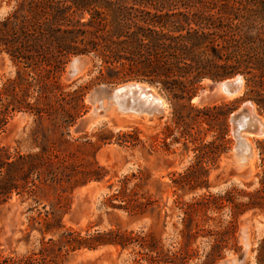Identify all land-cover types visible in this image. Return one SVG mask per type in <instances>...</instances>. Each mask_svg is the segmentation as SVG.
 <instances>
[{
  "label": "rangeland",
  "instance_id": "rangeland-1",
  "mask_svg": "<svg viewBox=\"0 0 264 264\" xmlns=\"http://www.w3.org/2000/svg\"><path fill=\"white\" fill-rule=\"evenodd\" d=\"M15 1L0 0V19ZM221 4L225 3L219 1L218 7ZM228 4L234 10L232 28L242 22L245 34H264V13L257 0ZM183 5L179 2V11H184ZM199 8L196 4L192 11L215 19V10ZM232 17H222L223 29ZM79 56L88 59L84 72L68 77L75 56L59 80L64 95L74 102L53 103L41 120L16 112L0 136L11 152L41 155L38 175L33 176L34 193L14 195L0 207V262L27 264L32 258L38 260L33 264H167L146 258L137 243L87 249L70 242L68 235L79 233L80 239L120 231L148 235L156 251L146 253L152 256L159 251L172 256L188 248L187 264H239L246 243L242 264H264V136L247 135L251 157L243 164L234 151L230 121L248 101L264 118L245 77L235 97L197 102L194 98L210 82L225 80L203 79L188 103L147 79L104 81L107 71L99 59ZM15 74L16 66L0 54V88ZM133 82L154 88L166 102L165 112L119 113L106 94L95 104L88 101L97 88ZM93 109H98V116L86 122ZM122 189L126 198L117 195ZM203 198H210V203L206 210L193 212L199 234L189 244L183 233L185 208Z\"/></svg>",
  "mask_w": 264,
  "mask_h": 264
},
{
  "label": "trees",
  "instance_id": "trees-1",
  "mask_svg": "<svg viewBox=\"0 0 264 264\" xmlns=\"http://www.w3.org/2000/svg\"><path fill=\"white\" fill-rule=\"evenodd\" d=\"M209 1L213 0H193L194 5L191 0H16L15 6L0 19V54H6L16 66L15 77L0 88V136L16 112L41 120L53 110V103L74 102L64 95L59 80L67 63L79 55L99 59L107 71L104 81L147 79L160 83L174 98L188 103L203 79L222 80L241 74L264 113V34H245L242 22L232 28L234 10L228 4L231 0ZM219 1L225 4L218 7ZM179 2L184 3V11L178 10ZM257 3L264 13V0ZM196 4L202 7L198 11L215 10V19L204 18L203 13L196 15L192 11ZM176 9L179 12H174ZM223 16L232 17L226 29ZM40 158L39 153L23 154L18 149L11 152L0 143V207L14 195L34 193L33 176L38 175ZM117 195L126 198L124 189ZM209 203L210 198H203L186 205L183 233L189 244L199 234L193 212L206 210ZM68 235L70 242H78L79 248H126L137 243L152 261L187 264L189 259L188 248L179 249L172 256L161 251L156 256L149 255L146 252L156 250L148 235L133 236L120 231L99 232L80 239L79 233ZM28 261L33 264L38 260Z\"/></svg>",
  "mask_w": 264,
  "mask_h": 264
},
{
  "label": "water",
  "instance_id": "water-1",
  "mask_svg": "<svg viewBox=\"0 0 264 264\" xmlns=\"http://www.w3.org/2000/svg\"><path fill=\"white\" fill-rule=\"evenodd\" d=\"M88 65V59L84 56H77L74 59L71 60L70 65L68 67V77L69 78H75L77 77L81 72H84ZM244 77L243 75H236L235 77L225 79L221 82H210L208 84V88L201 90V92L194 98L197 99V102H206L211 101L213 99V93L216 89H219V91L223 95H230L235 92H237L242 84H243ZM245 82V81H244ZM132 91V94L129 96L128 92ZM104 93L106 95H113V98L115 101L121 103L123 102V99L125 96H129L128 98L131 99L134 105H137L139 107H143V109L151 110L155 109L157 107L158 102L155 101V97H152L150 101L147 100L148 95H150V90L145 89L144 87H140L137 85L136 82L133 83H127L124 85H120L117 87H114L112 89H108L105 86H102L100 88L95 89L90 96L88 97V101L91 102L94 98V93L100 94ZM139 92V93H138ZM138 94V95H137ZM143 96V98H141ZM148 101V102H147ZM252 104L250 101L244 103L240 109L235 111L231 117V125H232V134L235 138V145H234V151H236V154L238 151H240V143L241 138L240 135L245 133L249 135H262L263 134V124L257 119L255 116L252 115ZM92 115L91 118H87L86 122L93 120L98 116H93L94 109L91 111ZM164 112L161 111L157 115H161ZM24 115H21L22 118ZM247 248L244 247L242 252V258L238 261L239 264H242L245 254H246Z\"/></svg>",
  "mask_w": 264,
  "mask_h": 264
},
{
  "label": "bare ground",
  "instance_id": "bare-ground-1",
  "mask_svg": "<svg viewBox=\"0 0 264 264\" xmlns=\"http://www.w3.org/2000/svg\"><path fill=\"white\" fill-rule=\"evenodd\" d=\"M243 82H244V80H243ZM136 83H137L138 86L144 87L145 89H149L150 90V95H148L147 100L150 101V99L152 97H155V101L158 102L157 107H155V109L153 108L151 110H147V109H143L142 106L139 107L137 105H134L133 102L131 101V99L128 98L132 94V91L130 90L128 92V95L129 96L128 95L125 96L124 99H123V102H121V103L115 101V99L113 98V95H110L109 96V99L112 100V103L111 104H113L116 107V111H118L119 113H130V114H135V115H140V114H143V113H148L150 115L151 114H155L156 116L161 111L165 112L164 110L166 109V102L162 98V96H159L158 94L154 93V88L150 87V85L148 86V85L140 84L138 82H136ZM241 88H242V86H241ZM241 88L237 92H235L233 94H230L228 96L223 95L219 91V89H216L215 92L213 93V99H227V98H231L233 96L235 97V95H237L238 93L241 92ZM103 94L104 93H101V92H100V94L94 93V98H93V100L91 102L93 104H95L97 101H99L101 99V98L99 99V96L100 95H103ZM103 98H102V100H103ZM141 98H143V96H141ZM109 102H110V100H109ZM251 104H252V111H251L252 112V115L255 116L257 119H259V121L263 124V134L262 135H254V136L263 137L264 136V118H262L259 115H257V113L255 111V108L253 106V103H251ZM109 106H112V105H109ZM93 114H94L93 116H96V114H98V109H94V113ZM91 115H92V113L89 114L88 118H91ZM245 135H246V138H244ZM247 135H249V134L243 133V134L240 135L241 143H240V149H239L240 151H238V156L240 158V161L243 164H246L247 161H248V159L251 157V147H250L249 143L246 141ZM249 141L252 144V139H250ZM245 153H246V155H245ZM245 247L247 248L246 245H245Z\"/></svg>",
  "mask_w": 264,
  "mask_h": 264
},
{
  "label": "flooded vegetation",
  "instance_id": "flooded-vegetation-1",
  "mask_svg": "<svg viewBox=\"0 0 264 264\" xmlns=\"http://www.w3.org/2000/svg\"><path fill=\"white\" fill-rule=\"evenodd\" d=\"M244 138H246V135L244 136ZM246 141H247V139H246ZM245 245L247 246V244L245 243Z\"/></svg>",
  "mask_w": 264,
  "mask_h": 264
}]
</instances>
